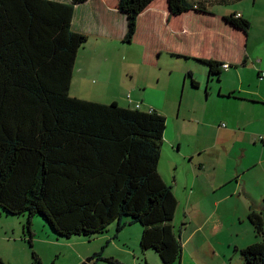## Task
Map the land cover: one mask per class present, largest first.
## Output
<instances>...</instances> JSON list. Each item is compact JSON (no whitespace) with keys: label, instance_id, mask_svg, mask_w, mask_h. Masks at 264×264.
<instances>
[{"label":"trees","instance_id":"trees-1","mask_svg":"<svg viewBox=\"0 0 264 264\" xmlns=\"http://www.w3.org/2000/svg\"><path fill=\"white\" fill-rule=\"evenodd\" d=\"M88 1L0 0V208L28 213L29 225L34 217L44 219L57 238H90L112 225L120 232L140 224L144 264L149 251L162 264H180L181 230L171 223L178 200L159 172L167 118L156 110L70 95L79 53L89 41L74 19ZM156 1L118 0L123 43L132 42L139 19ZM166 1L171 16H181L243 0ZM237 14L223 20L247 34L251 22ZM168 54L206 69L205 85L221 90L226 63ZM226 97L241 99L233 92ZM248 219L256 241L239 252L244 264H264V204ZM99 258L101 253L92 256ZM0 264L7 263L0 257Z\"/></svg>","mask_w":264,"mask_h":264},{"label":"rangeland","instance_id":"rangeland-1","mask_svg":"<svg viewBox=\"0 0 264 264\" xmlns=\"http://www.w3.org/2000/svg\"><path fill=\"white\" fill-rule=\"evenodd\" d=\"M255 3L256 0H250L248 12H251L252 27L247 31V39L220 22H214L210 27L202 24L200 31L194 32L198 37L182 36L180 29L185 25L189 27L195 15L171 17L166 0H157L139 19V29L131 43H123L121 39L125 19L118 12V0H91L77 11V16L81 17L76 20L85 23L83 29L88 33L89 41L79 53L70 95H78L82 83L90 87L103 85L106 88H101L104 91L99 95L110 94L124 107L136 108L139 103L143 111L156 110L167 118L159 172L173 187L178 200L171 223L178 232H183L182 264H199L198 260L242 264L235 249L252 244L256 234L245 216V222L241 223L234 215L227 216L222 212L225 211L223 207L217 211L214 193L206 189L208 175L200 170L198 160L191 159L197 116L214 103L215 93L207 101V71L197 67L194 61L171 56L168 52L196 55L192 50L198 48L203 53L216 51V56L225 52L245 53L251 70L240 63L236 66L242 72L246 87L256 91L262 84L264 92V78L259 79L256 73L264 69L261 68L264 67V43H261L264 41V17H258L264 14V6H254ZM244 5L242 2L214 5L210 13L225 17L233 10H242ZM97 28L106 30L107 38L97 34ZM92 38H98V47L90 43ZM232 58L233 63L238 62ZM261 59L262 64L259 63ZM189 69L194 72L199 87L195 88L191 79L186 78ZM227 75L234 80H228ZM221 80L227 81L221 85L225 91L233 85H241L237 72L224 71ZM243 94L254 96L249 91ZM107 101L110 103L111 100ZM253 174H248L244 180L250 183ZM28 217V213L7 214L0 208V257L7 264H81L97 253H101L102 258L92 260L93 264H124V261L132 264L141 259L140 224L127 225L124 238L122 233L118 234L119 240L115 237V225L106 233L90 238L80 235L57 238L44 219L34 217L29 225ZM30 232L34 233L32 244ZM149 252L150 264H162L158 254ZM106 258H114L117 262Z\"/></svg>","mask_w":264,"mask_h":264},{"label":"crops","instance_id":"crops-1","mask_svg":"<svg viewBox=\"0 0 264 264\" xmlns=\"http://www.w3.org/2000/svg\"><path fill=\"white\" fill-rule=\"evenodd\" d=\"M90 1L91 0H89L87 3ZM241 2L245 3L242 10H233L231 11V14L238 12L242 17L250 21L251 12H248V8H250V0H243ZM257 4L264 6V0H256L254 6ZM149 9H147V11ZM147 11H145V13ZM210 12H212V9ZM210 12L207 14L194 12L183 14H194L195 18H192L193 22L189 27L185 25L183 29H180L181 35L184 36L189 34L190 36L198 37V34H195L194 32H199L202 24H206L208 27H210L213 26L214 22H220L225 27H227V29L234 31L238 35L241 34L243 38H248L247 34L232 28L229 24H227V22H224V17ZM181 16L171 17L177 18ZM260 16L264 17V14H259L258 17ZM80 17L81 16H77L76 14L74 24L78 29L86 32L85 29H83L85 23L77 22L80 20ZM81 20L84 21L83 19ZM194 24L197 26L194 27ZM125 31L126 29L124 28V31L121 34V39L124 38ZM96 32L103 38H107L109 35L108 32L102 28H97ZM97 41H99L98 38H92L90 43H92L94 47H98L100 42ZM261 43H264V41ZM192 51L194 52L193 54H196L193 56L198 55L197 57H203V55H205L208 57L203 58H212L229 64L230 67L225 69V71L237 72L240 78V87L233 85V87H228L227 91H225L221 85H224V83L227 81L221 80L219 83L221 90L217 92L215 89V92L208 93L207 101L210 99V96H212L211 94L215 93L214 103L212 107L206 108L204 112L197 116L198 121L196 124L195 141L192 151V154L194 155H191V159L198 160L200 170L205 171L208 175V178L206 179V189L214 193V206L217 208V211L223 207L225 211H221L227 213V216L234 215V219L237 222L244 223V216L248 218L251 210L259 211L262 209L264 204V139L260 138L261 135L264 136V92L261 90V86L263 85H259V88L256 91H252L246 87L242 72L240 71V68L238 69L236 66L240 63L246 68L249 67V58L245 53L242 54L240 51L238 55H233L237 53H228L232 57H235V59L238 61L237 63H233V61H231L233 58L226 54V52L223 54L218 53V56H216V51L203 53L198 48ZM220 56L225 57V59H221ZM262 62L263 59L259 61L260 64H262ZM261 68L264 67L262 66ZM249 70H251V68ZM263 72L264 69H259L256 72L259 79L264 78ZM259 76H261V78ZM227 79L232 82L234 77L227 75ZM248 84L250 85L251 83ZM101 88L106 87L103 85L90 87L89 85L82 83L81 92L78 93V95H74V97L102 103H109L107 100H111L110 103H118L119 99L113 97L110 94L104 93L99 95V92L104 91L101 90ZM246 91L254 94V96L244 95L243 92ZM232 92L233 95L237 97H241L243 95L246 96L247 99L243 97H241V99L227 98L226 96L230 95ZM221 94L225 95L221 96ZM128 97L130 98V96ZM251 173L254 174L252 181L249 183L244 179H247V175ZM242 209H244L243 216L240 215ZM125 231L126 228L120 232H117L116 230L117 236L115 234V237L117 240H119L121 237L124 238L123 235ZM119 233H122L121 237L118 236ZM182 233L183 232L181 231V241ZM105 237L111 238L112 236L106 235ZM237 248L235 249V252H238L240 260L242 264H244L242 255L239 252L241 249ZM146 254L145 260L148 262V264H150L148 259V255L150 254ZM183 255L180 264H182ZM198 262L199 264H214L213 262L204 263L202 260H198ZM124 264L131 263L124 261ZM132 264H144V262L141 258L139 261L134 260Z\"/></svg>","mask_w":264,"mask_h":264},{"label":"flooded vegetation","instance_id":"flooded-vegetation-1","mask_svg":"<svg viewBox=\"0 0 264 264\" xmlns=\"http://www.w3.org/2000/svg\"><path fill=\"white\" fill-rule=\"evenodd\" d=\"M217 87H218L217 84L214 85V84H212V82H211V84H209V85L206 86L208 92H215V89L217 90ZM93 260H94V259H93ZM92 264H93V263H92Z\"/></svg>","mask_w":264,"mask_h":264},{"label":"built area","instance_id":"built-area-1","mask_svg":"<svg viewBox=\"0 0 264 264\" xmlns=\"http://www.w3.org/2000/svg\"><path fill=\"white\" fill-rule=\"evenodd\" d=\"M240 16H241V14L238 13V14H237V17H240ZM224 67H225V69H228V68L230 67V65H229V64H225ZM263 76H264V72H263ZM139 107H140V104H137V108H139ZM260 138H261V139H264V136L261 135Z\"/></svg>","mask_w":264,"mask_h":264},{"label":"water","instance_id":"water-1","mask_svg":"<svg viewBox=\"0 0 264 264\" xmlns=\"http://www.w3.org/2000/svg\"><path fill=\"white\" fill-rule=\"evenodd\" d=\"M167 5H168V8H169L168 2H167ZM92 260H93L92 257H88L81 264H92Z\"/></svg>","mask_w":264,"mask_h":264}]
</instances>
